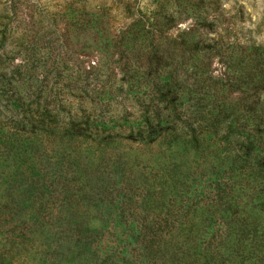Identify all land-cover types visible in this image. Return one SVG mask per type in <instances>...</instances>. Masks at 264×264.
Here are the masks:
<instances>
[{
    "label": "rangeland",
    "instance_id": "1",
    "mask_svg": "<svg viewBox=\"0 0 264 264\" xmlns=\"http://www.w3.org/2000/svg\"><path fill=\"white\" fill-rule=\"evenodd\" d=\"M240 124L264 154V0H0V264H248Z\"/></svg>",
    "mask_w": 264,
    "mask_h": 264
},
{
    "label": "trees",
    "instance_id": "2",
    "mask_svg": "<svg viewBox=\"0 0 264 264\" xmlns=\"http://www.w3.org/2000/svg\"><path fill=\"white\" fill-rule=\"evenodd\" d=\"M233 110H235V108L230 107V111H233ZM153 116H155V117L145 119V122L147 123V125H149L150 123L153 122V120H155V118L157 117V114L153 115ZM239 126H240V128L239 127L236 128V136H235L236 138H234V140H235L234 143L236 145H238L237 152H236V154H234L232 156V160L234 162L240 163L239 164L240 167H242L244 165L243 163L247 162L249 165V168L253 169V171L249 170V172L246 173V175L249 176L250 180H252L253 182L256 181L257 184L260 185L259 191L262 192V199L261 200L264 201V173L262 171L263 170V164H264V154L261 150V146H259V143H257L255 141V137L250 136L251 134L249 132H247L246 130H243L244 124H240ZM151 127L152 126L149 125V128H151ZM239 134H242V136H240ZM192 141H193V139H192ZM251 186L253 187L254 184L251 183ZM216 210H217V208L215 209V211ZM249 215H251V213H249ZM32 216L33 215H29V218ZM208 216H210V215L204 214V216L200 220L201 221L200 224L204 225V222ZM251 216L252 217H251V219H249L248 227H246V225H244V227L248 228L250 230L249 242L251 243L250 245H252V247H250V246L246 247V245H244V247L246 249H241L239 244H237V249H239L238 259L241 262L245 261V263L247 261L248 264H264V235L261 234V232H262L261 230H257L258 217L255 215H251ZM56 218H58V217H56ZM55 219H53L55 221L54 223H56ZM34 220L35 219H33V221ZM33 221L30 218V222H33ZM191 222L187 221V224L190 223L189 226H187L188 231H190L189 229H192V226L194 224ZM68 224H69V221H68ZM40 226H42V225H40ZM150 227H151V224H146V225L143 224V229H145L147 233H150L149 231H153ZM184 228H185V226H184ZM185 230H186V228H185ZM256 231L259 234H257ZM151 242H152V239L146 245V248H147L146 253L149 255L154 254V253H152V251L150 252ZM174 251L171 250V253L169 254L170 256L167 257V259H165L163 257L162 262H160L158 264H200V263H196L193 260L189 259V257L183 258V252H181L178 255V253H176L177 251H175V252ZM175 254H176V256H175ZM202 264H209L208 259L203 260Z\"/></svg>",
    "mask_w": 264,
    "mask_h": 264
}]
</instances>
